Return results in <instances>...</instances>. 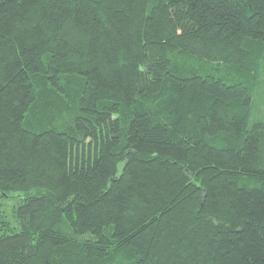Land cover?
<instances>
[{
	"label": "trees",
	"instance_id": "obj_1",
	"mask_svg": "<svg viewBox=\"0 0 264 264\" xmlns=\"http://www.w3.org/2000/svg\"><path fill=\"white\" fill-rule=\"evenodd\" d=\"M264 0H0V264H264Z\"/></svg>",
	"mask_w": 264,
	"mask_h": 264
},
{
	"label": "rangeland",
	"instance_id": "obj_2",
	"mask_svg": "<svg viewBox=\"0 0 264 264\" xmlns=\"http://www.w3.org/2000/svg\"><path fill=\"white\" fill-rule=\"evenodd\" d=\"M258 96L256 98V108L254 111V119L264 121V86H262L261 90L258 92Z\"/></svg>",
	"mask_w": 264,
	"mask_h": 264
}]
</instances>
